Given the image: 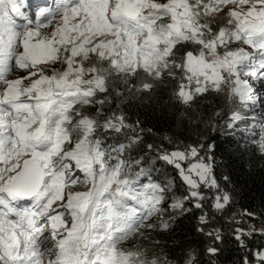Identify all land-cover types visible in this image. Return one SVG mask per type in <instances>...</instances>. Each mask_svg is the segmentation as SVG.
I'll return each instance as SVG.
<instances>
[{
    "label": "trees",
    "instance_id": "1",
    "mask_svg": "<svg viewBox=\"0 0 264 264\" xmlns=\"http://www.w3.org/2000/svg\"><path fill=\"white\" fill-rule=\"evenodd\" d=\"M174 39L175 46L168 56L169 68L149 73L152 69H143L137 64L136 74L139 72L142 76L127 77L126 88L118 80L117 70L111 69L101 75L97 86H88L84 76H77L82 92L63 86L78 95L64 118L79 104L70 113V127L65 129L64 139L71 145L73 123L80 131V126L91 121L90 142L100 155L99 161L94 160L100 175L98 190L105 193L106 179L126 167L123 186L115 189L125 195L128 203L139 207L140 201L146 202L143 208L146 221L122 244L129 251L117 253L122 245L116 250L124 263L264 264V232L251 231L247 223V218L255 216L264 222V150L260 141L264 100L259 99L261 105L251 103L246 115L232 124L228 120L232 110L227 108L228 101L225 104L213 96L215 93L207 92L202 95L196 112L205 127L193 131L198 126L193 118L186 120L181 90L188 55L197 54L199 45L184 36H174ZM54 90L37 95L47 99L53 97ZM56 101L51 107L60 106L63 100ZM87 111L88 118L83 116ZM195 143L201 144L212 164L219 192L228 197L226 205L219 210L210 198L196 206L179 170L166 160L174 150L187 148L184 144ZM135 175H139L135 178L138 184H130L128 181ZM166 182L184 203L181 211L160 204ZM78 184L82 191L90 189L81 181L73 186ZM129 185L133 187L132 192L125 189ZM139 190L147 200L139 195ZM202 214H205L203 218ZM202 221H211L214 228H207Z\"/></svg>",
    "mask_w": 264,
    "mask_h": 264
},
{
    "label": "rangeland",
    "instance_id": "2",
    "mask_svg": "<svg viewBox=\"0 0 264 264\" xmlns=\"http://www.w3.org/2000/svg\"><path fill=\"white\" fill-rule=\"evenodd\" d=\"M205 1L110 0V10L123 8L142 18V31L134 35L113 27L104 14L86 21L82 13L74 10L62 15L55 23L46 26L40 23L38 29L28 30L19 36L20 55L32 65L29 69L8 78L6 92L9 95L15 94L16 99L11 100L18 101L23 109L19 114L15 109L10 112L11 117L15 115L26 121L17 123V126L22 127L25 132L26 129L37 131L34 138L33 133L26 132L29 146L34 150L32 157L42 164H47L53 159L52 148L57 146L60 157L63 158V165L70 168V174L74 170L73 161L87 157H93L96 161L100 159L90 142L91 131L88 125L92 126L91 121L86 122L85 126H80V131L73 123L71 145L64 139L65 129L70 127V113L75 111L79 104L65 116L60 131L52 133L39 127L41 120L38 115V102H31L30 99H34V96L29 98V95L46 93L59 86L82 92V85L80 80L76 79L77 76H84L88 86H97L100 84L101 75L108 69L117 70L118 80L126 88L129 85L127 77L142 76L139 72L136 74L139 69L137 64L143 69H152L149 73L158 72L159 68H169L168 56L175 46L174 36L190 38L199 45L197 54L188 55V68L181 90L187 113L186 120L193 118L198 126L193 131L205 127L196 112L202 95L207 92L215 93L213 96L221 98L225 104V101H228L227 108L232 109L229 111L228 120L232 124L246 115L245 111L251 108V103L261 105V100H264V64L260 67L259 62L263 50L254 43L249 31L264 26V0H242L224 5ZM18 15L21 13L18 12ZM154 15L159 18L154 19ZM159 56L165 58L155 59ZM24 92L27 97H24ZM1 104L0 98V118H10L6 114L2 115ZM261 111L264 114V101ZM88 114L89 111L83 116L88 118ZM189 132L190 142L192 137L191 131ZM17 133L16 141L25 150L26 134L22 131ZM36 135H40L44 143H39L35 139ZM38 138L41 141L40 137ZM260 141L264 150V126ZM10 142V137H3V147ZM184 145H187V148L174 150L166 160L179 170L196 206L210 198L216 210L223 208L228 202V197L219 192L212 174V164L203 152L201 144ZM17 160V166L9 172V180L11 183L21 180L28 189V183L35 184L38 168L26 158ZM99 167L104 170L103 164ZM125 174L126 167L112 174L106 179L103 191L109 192L123 186ZM82 192L80 184H70L58 197V201L77 199ZM159 202L162 207H171L177 211L184 208V203L171 191L168 182L165 183V191ZM204 215L202 214L201 218ZM247 223L251 231L264 232V222L259 221L258 216L247 218ZM202 224L207 228H214L211 221H202ZM3 238L11 239L12 236L5 225L0 223L1 257L4 260L16 259L10 252L2 251ZM126 251L129 250H125L122 245L117 253ZM4 260L0 258V264H4Z\"/></svg>",
    "mask_w": 264,
    "mask_h": 264
},
{
    "label": "water",
    "instance_id": "3",
    "mask_svg": "<svg viewBox=\"0 0 264 264\" xmlns=\"http://www.w3.org/2000/svg\"><path fill=\"white\" fill-rule=\"evenodd\" d=\"M42 181H43V173H42V171H40L38 169V175L36 177L35 184L30 185V183H28L29 184V186H28L29 188L28 189L24 185H23V189H19L17 187V184L15 183V188H16L17 192L20 195H22L23 197L31 198L33 195H35L38 192V190H39V188H40V186L42 184Z\"/></svg>",
    "mask_w": 264,
    "mask_h": 264
},
{
    "label": "bare ground",
    "instance_id": "4",
    "mask_svg": "<svg viewBox=\"0 0 264 264\" xmlns=\"http://www.w3.org/2000/svg\"><path fill=\"white\" fill-rule=\"evenodd\" d=\"M16 184H17V187L19 188V189H23V182L21 181V180H18L17 182H16ZM105 186V185H104Z\"/></svg>",
    "mask_w": 264,
    "mask_h": 264
}]
</instances>
